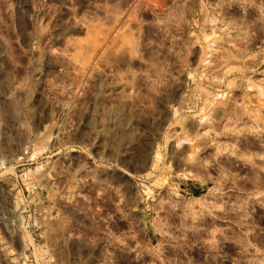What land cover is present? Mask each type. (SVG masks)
I'll list each match as a JSON object with an SVG mask.
<instances>
[{"label": "rangeland", "instance_id": "374dc122", "mask_svg": "<svg viewBox=\"0 0 264 264\" xmlns=\"http://www.w3.org/2000/svg\"><path fill=\"white\" fill-rule=\"evenodd\" d=\"M0 264H264V0H0Z\"/></svg>", "mask_w": 264, "mask_h": 264}]
</instances>
